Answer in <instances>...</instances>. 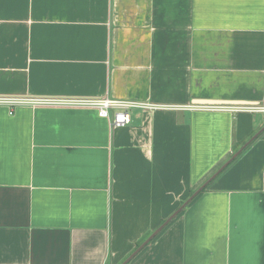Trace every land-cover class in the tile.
<instances>
[{"label": "crops", "instance_id": "0c3cea01", "mask_svg": "<svg viewBox=\"0 0 264 264\" xmlns=\"http://www.w3.org/2000/svg\"><path fill=\"white\" fill-rule=\"evenodd\" d=\"M264 0H0V264H120L254 133ZM199 106V107H198ZM264 130L127 264H264Z\"/></svg>", "mask_w": 264, "mask_h": 264}, {"label": "built area", "instance_id": "2783aa9c", "mask_svg": "<svg viewBox=\"0 0 264 264\" xmlns=\"http://www.w3.org/2000/svg\"><path fill=\"white\" fill-rule=\"evenodd\" d=\"M61 105L93 108L98 116L108 120L111 128L126 126L130 121L128 108L137 107L144 109H162L167 106L152 104L145 101H129L112 97L80 98V97H8L0 96V105L8 106L9 113H13L16 106L20 105ZM199 107V106H198ZM210 109H221L229 111H248L253 113H264V93L259 103L250 106H203ZM264 180V173L262 175Z\"/></svg>", "mask_w": 264, "mask_h": 264}, {"label": "water", "instance_id": "95a60500", "mask_svg": "<svg viewBox=\"0 0 264 264\" xmlns=\"http://www.w3.org/2000/svg\"><path fill=\"white\" fill-rule=\"evenodd\" d=\"M264 126L254 133L242 146H240L215 172L209 176L176 210H174L156 229H154L120 264H127L160 230L173 219L184 206L188 204L217 174H219L260 132Z\"/></svg>", "mask_w": 264, "mask_h": 264}, {"label": "trees", "instance_id": "16d2710c", "mask_svg": "<svg viewBox=\"0 0 264 264\" xmlns=\"http://www.w3.org/2000/svg\"><path fill=\"white\" fill-rule=\"evenodd\" d=\"M139 245V244H138Z\"/></svg>", "mask_w": 264, "mask_h": 264}]
</instances>
